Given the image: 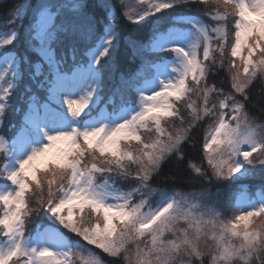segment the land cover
Instances as JSON below:
<instances>
[{
  "label": "snow or ice",
  "instance_id": "1",
  "mask_svg": "<svg viewBox=\"0 0 264 264\" xmlns=\"http://www.w3.org/2000/svg\"><path fill=\"white\" fill-rule=\"evenodd\" d=\"M193 4L212 23L174 17L189 27L157 33L143 49L172 58L150 64L151 77L122 76L105 98V58L118 43L115 8L138 24ZM95 9L106 21L98 36ZM27 15L17 5L0 35V127L26 72L30 81L14 109L15 135H0V264H108L61 228L114 264H264V188L250 198L241 186L225 218L219 189L169 195L152 183L166 161L184 159L201 122L210 174L189 161L194 179L234 184L257 167L264 173V120L248 110L250 89L264 81V0H41L26 37L32 55L19 56L9 50L18 35L11 26ZM86 40L85 62L77 54ZM220 70L228 91L208 82ZM129 182L127 190L118 186ZM41 211L51 224L28 231Z\"/></svg>",
  "mask_w": 264,
  "mask_h": 264
},
{
  "label": "trees",
  "instance_id": "2",
  "mask_svg": "<svg viewBox=\"0 0 264 264\" xmlns=\"http://www.w3.org/2000/svg\"><path fill=\"white\" fill-rule=\"evenodd\" d=\"M39 0H6L0 2V31H6L9 29L8 20L9 13L17 5L20 4H30V8L36 6ZM116 0H113V4H116ZM95 0H89V4L93 5ZM203 5L193 4L190 7L185 5H178L172 9L165 10L154 16L148 17L146 20L140 23H131L121 14L122 9L117 6L115 8L116 15L119 17L118 24V43L116 45L115 51L113 52L112 58L109 60L105 58L107 63H105L104 77H103V95L105 98L110 94L111 90L119 83L121 77L125 79L133 78V76L139 72L143 65L144 60L147 59L148 62H155L157 60H162L170 57L172 54L169 52H148L142 50H135L130 46L129 41H133L136 47L146 48L151 44L154 35L162 31H166L170 26H174L173 18L180 15H193L199 14L207 22V19L203 16ZM95 13L99 20L96 29V35L102 34L103 25L106 23L104 19V13L95 9ZM31 12L28 15L17 20L11 27L17 29V39L14 45L11 46L9 50L15 51L19 56L32 55L28 50V45L26 42V37L28 35V30L30 31V24L32 23ZM212 23V22H211ZM95 37L91 43H94ZM90 46L89 41H84L79 45V52L77 54L78 60H84L86 62L87 57L84 56V52ZM138 50V51H136ZM3 54V50L0 51V55ZM104 63V61H102ZM25 68L27 66H24ZM210 84H215L217 87H222L225 91L230 88V80L228 74L225 70H220L214 75L209 77ZM30 83L27 77V72L25 73L24 80L20 83L19 87L15 90L10 98L11 108L7 111L4 118L3 126L0 127V135L5 136L9 140L15 135L19 123L21 120V115L16 113L14 109L19 104L20 95L24 89L25 84ZM35 91V88L33 87ZM264 91V81L257 80L254 86L250 89V103L248 104L249 112L256 116L258 120H264V96L261 92ZM41 97L43 93L40 94ZM125 95L134 96V93L128 91ZM207 122H201L200 125L195 128L192 132L191 138L183 146L184 159L182 161H177L172 158L165 162L162 167L161 173L154 178L152 181L154 187H159L166 189L169 192L179 191L183 193H192L195 191H200L202 189L210 188V190L215 193L219 189L220 200L222 208L230 209L231 205L234 203L236 194L240 191L243 184H248V190L252 193L258 190V188H264V176L263 174H256L249 176L250 179H241L236 183L231 182H216L212 181L211 184L206 183L203 179H194L191 170L187 167L189 161L201 165L206 171H209L207 164L203 161L202 144L205 128ZM3 157H0V162H2ZM2 182V181H0ZM37 224L48 226L51 221L46 213L43 211L38 215H34L32 221L28 224V231H32ZM61 231L72 241L78 240V238L67 232V230L62 229ZM75 242V241H74ZM101 253V252H100ZM104 260L108 264H114L113 258L107 257L105 254Z\"/></svg>",
  "mask_w": 264,
  "mask_h": 264
},
{
  "label": "rangeland",
  "instance_id": "3",
  "mask_svg": "<svg viewBox=\"0 0 264 264\" xmlns=\"http://www.w3.org/2000/svg\"><path fill=\"white\" fill-rule=\"evenodd\" d=\"M3 1H6V0H0V2H3ZM116 1H117V0H116ZM110 2L113 3V0H110ZM40 3H41V0H39L38 3H37V5H36V6H33L32 8L29 7V6H30L29 3L24 4V5L26 6L28 12H31V17H32L33 14H34L35 9L39 7ZM129 4L135 6V0H129ZM193 15H197V16H199L202 20H204V19L201 17V15H199V14H193ZM234 19H235L234 16H230L229 19H228V24H229V38H230V42H231V25H232V21H233ZM31 20H32V19H31ZM206 23L211 24V21L207 20ZM187 27H189V26L186 25V24H176V25H174V26H172V27L170 26L169 28L166 29V31H162V32H160V33H166V32H168V30H169L170 28L186 29ZM14 29H15V28H14ZM8 31H9V29H6V31H0V35H3V34H5V33H7ZM15 31L17 32V29H15ZM28 33H29V30H28ZM136 48L140 51V50H142V49H145L146 47L143 46V47H141V48H140V47H136ZM138 50H136V51H138ZM0 51H1V50H0ZM171 58H172V55H171L170 57L165 58V59H162V60H157V61H155V62H148L147 59H145V58L143 57L144 65H143L142 69H141L139 72H137V73H142V74H143L144 76H146V77H151L152 74H153V72H152V69L149 67L150 64H160V63H163V62H165V61H167V60H170ZM238 63H239V62H238ZM136 75H137V74H136ZM133 77H135V75H134ZM127 96H130V95H127ZM255 173H256V174H260V175L263 174V176H264V173H262V172L259 170V167H257ZM243 179H250V178H249V177H246V178H243ZM118 186H120V187L124 188L125 190H127L129 187L132 186V182H129L128 184H120V185H118ZM242 186H244V187L246 188L247 195H248L250 198H257V193L260 192L261 189H262V188H258V190H256L255 192L252 193L251 191L248 190V184H243ZM158 188H159V187H158ZM161 189H163V188H161ZM164 190H165L169 195H171V194L173 193V192H169V191H167L166 189H164ZM195 192H199V191H195ZM195 192H192V193H195ZM182 193H183V192H182ZM158 199H159V195H158V194H157V195H154V196L152 197V201H153V203H155ZM223 210L225 211V218H228V217H230V216L232 215V212L230 211V209L223 208ZM257 223H260V221L257 220ZM77 238H78V240H74V241H79V243L82 244V245H84V247H86V248H92L93 251L99 253V254L101 255V257H102L103 259H105L104 256L101 254L102 252H101L99 249H95L94 246L87 245L85 241L80 240L79 237H77ZM70 240H71V239H70ZM100 252H101V253H100ZM77 264H79L78 261H77Z\"/></svg>",
  "mask_w": 264,
  "mask_h": 264
}]
</instances>
